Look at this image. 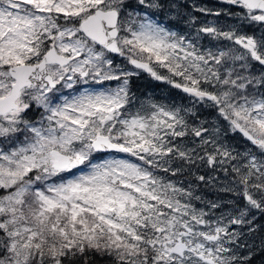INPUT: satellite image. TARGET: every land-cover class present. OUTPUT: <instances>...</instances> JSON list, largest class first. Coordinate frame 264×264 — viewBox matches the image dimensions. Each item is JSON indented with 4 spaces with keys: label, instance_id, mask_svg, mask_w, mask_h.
Returning <instances> with one entry per match:
<instances>
[{
    "label": "snow or ice",
    "instance_id": "snow-or-ice-1",
    "mask_svg": "<svg viewBox=\"0 0 264 264\" xmlns=\"http://www.w3.org/2000/svg\"><path fill=\"white\" fill-rule=\"evenodd\" d=\"M0 264H264V0H0Z\"/></svg>",
    "mask_w": 264,
    "mask_h": 264
},
{
    "label": "trees",
    "instance_id": "trees-1",
    "mask_svg": "<svg viewBox=\"0 0 264 264\" xmlns=\"http://www.w3.org/2000/svg\"><path fill=\"white\" fill-rule=\"evenodd\" d=\"M137 82H138L139 86H137ZM139 82L144 83L145 84L144 87H142L143 85L140 84ZM140 85H142V86L140 87ZM162 88H165L169 94L172 93V92H174V90L167 89L166 86L160 84L159 82H154L153 83L151 81V79H146V78H142V79L137 80L136 81V85L134 86V90L138 89V95H140L142 92H144V90L145 91L146 90L147 91L151 90V91L154 92V95H153L154 97H157V95H158L157 92H156V90H160Z\"/></svg>",
    "mask_w": 264,
    "mask_h": 264
},
{
    "label": "rangeland",
    "instance_id": "rangeland-1",
    "mask_svg": "<svg viewBox=\"0 0 264 264\" xmlns=\"http://www.w3.org/2000/svg\"><path fill=\"white\" fill-rule=\"evenodd\" d=\"M200 2H202V3H208L211 6L213 3H215V0H200ZM209 19H211V18H209ZM156 92L158 94L157 97H154L153 96L154 95V92L153 91H148L146 94H143L141 96H142V98L143 97H147V96H152L154 98H161V97H164V96H168L169 95V93L167 92V90L165 88H162L160 90H156Z\"/></svg>",
    "mask_w": 264,
    "mask_h": 264
},
{
    "label": "bare ground",
    "instance_id": "bare-ground-1",
    "mask_svg": "<svg viewBox=\"0 0 264 264\" xmlns=\"http://www.w3.org/2000/svg\"><path fill=\"white\" fill-rule=\"evenodd\" d=\"M142 78L150 79L149 77H147V75H144ZM142 78H141V79H142ZM151 81H152L153 83L156 82V81H153V80H151ZM139 83L143 85V86L140 85V87H141V86L144 87V85H145L144 83H142V82H139ZM137 86H139L138 82H137ZM149 91H151V90H149ZM146 92H148V91H147V90H146V91L144 90V92H142L140 95L146 94Z\"/></svg>",
    "mask_w": 264,
    "mask_h": 264
}]
</instances>
